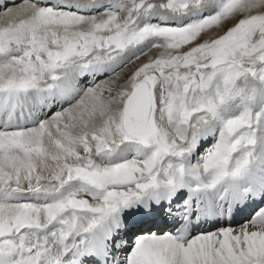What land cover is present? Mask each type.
<instances>
[{"label":"snow or ice","instance_id":"obj_1","mask_svg":"<svg viewBox=\"0 0 264 264\" xmlns=\"http://www.w3.org/2000/svg\"><path fill=\"white\" fill-rule=\"evenodd\" d=\"M0 264H264V0H0Z\"/></svg>","mask_w":264,"mask_h":264},{"label":"bare ground","instance_id":"obj_2","mask_svg":"<svg viewBox=\"0 0 264 264\" xmlns=\"http://www.w3.org/2000/svg\"><path fill=\"white\" fill-rule=\"evenodd\" d=\"M9 2L11 3L12 0H9ZM14 2H15V3H20L21 0H14ZM250 211H251V210H248V212H245L244 219L248 216V214H249ZM241 222H242V221H241ZM158 230H159V231H170V230H171V227H170V226H168V227L163 226L162 228H159Z\"/></svg>","mask_w":264,"mask_h":264}]
</instances>
